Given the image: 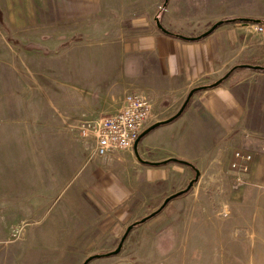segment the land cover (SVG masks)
Segmentation results:
<instances>
[{"label":"crops","instance_id":"obj_1","mask_svg":"<svg viewBox=\"0 0 264 264\" xmlns=\"http://www.w3.org/2000/svg\"><path fill=\"white\" fill-rule=\"evenodd\" d=\"M241 18L260 22H230L199 41L158 25L196 38ZM263 20L264 0H0L8 152L37 159L30 183L0 185V202L19 188L33 196L20 225L0 208V264H85L99 254L87 264H199L197 253L201 264H264V71L241 69L194 94L179 119L133 149L99 157L82 135L128 95L152 101L149 130L240 62L264 65ZM236 151L255 155L241 181ZM195 179L114 254L131 225Z\"/></svg>","mask_w":264,"mask_h":264},{"label":"built area","instance_id":"obj_2","mask_svg":"<svg viewBox=\"0 0 264 264\" xmlns=\"http://www.w3.org/2000/svg\"><path fill=\"white\" fill-rule=\"evenodd\" d=\"M256 30L263 32L264 28L257 25ZM152 110L153 104L149 98L140 94L128 95L120 112L105 116L94 125H87L82 135L94 138L95 153L99 157L115 151L133 149L148 128ZM233 159L231 168L238 173V180H241L251 170L254 157L239 151L234 154Z\"/></svg>","mask_w":264,"mask_h":264},{"label":"rangeland","instance_id":"obj_3","mask_svg":"<svg viewBox=\"0 0 264 264\" xmlns=\"http://www.w3.org/2000/svg\"><path fill=\"white\" fill-rule=\"evenodd\" d=\"M251 23H254V22H251ZM3 81H4L3 85L5 87H9V79L6 78ZM12 100H13V96L9 95V93L3 94L0 97V150L4 151L0 155V185H6V187L9 185H26L30 183V174H29L28 169H32L35 166H37L36 164L37 159H30V157L28 156H25V155L22 156L21 153L20 155L19 154L15 155L14 153L10 154L8 152V149L11 148L13 145V143L9 142L8 140L12 139V135L14 133V130H13L14 128L12 125V112L11 110L9 111V107L12 106ZM95 143L96 141L94 139L88 138L85 142L86 148L88 150L89 149L91 150L93 146L95 147ZM263 145H264V141L262 143V152L264 153ZM236 152H239V151H236ZM243 153L250 154L246 152H243ZM253 157L255 160V155H253ZM233 158H234V155H233ZM233 158H232L231 164L234 160ZM31 161H33V163H31ZM252 165L253 163L251 164V167ZM15 191L17 192L15 196L16 199L13 196V197L7 198L6 201L3 200V202H0V208H4L6 210V217L9 220H10V214H11L12 219L17 221L15 222V224L20 225L21 220L24 217H29V215L27 216L25 214V213H28V211L26 210V208L22 206V203L26 202L27 199L32 198L33 196H32V193H30V191L28 190L27 191L20 190L19 188V190H15ZM55 197H58V195H56ZM16 200H17V203H16ZM8 202L9 203L15 202L14 207L9 205ZM11 222H14V221H11ZM203 256L204 255H201L200 253H197L195 255V259L199 264H201Z\"/></svg>","mask_w":264,"mask_h":264},{"label":"trees","instance_id":"obj_4","mask_svg":"<svg viewBox=\"0 0 264 264\" xmlns=\"http://www.w3.org/2000/svg\"><path fill=\"white\" fill-rule=\"evenodd\" d=\"M230 22H244V23H251V22H260V21H255V20H252V19H233V20H225V21H222L220 23H216L214 24L205 34L199 36V37H196V38H185L181 35H177V34H174V33H171L167 30H165L163 27H161V30H163V32H165L166 34L170 35V36H173V37H177V38H182V39H185V40H190V41H199V40H202L204 38H206L207 36H209L212 32H214L218 27L224 25V24H227V23H230ZM258 67V68H256ZM260 67V68H259ZM246 68H250V69H256V70H259V71H264V65H261V66H256L254 65L253 63H248V62H240L239 64L235 65L234 67H232L229 72L223 76L217 83H215L214 85L212 86H209V87H201V88H198V89H195L193 90L187 100L185 101V103L183 104L182 108L179 110V112L177 114H175L173 117H171L170 119L166 120L165 122H162V123H159L155 126H153L152 128H150L147 132H145L140 140H142L149 132L153 131L154 129L158 128V127H161V126H164V125H168V124H171L173 123L174 121H176L177 119H179L185 112L186 110L188 109L189 107V104L194 96V94L198 93V92H201V91H204V90H207L209 88H215V87H218L221 83H223L225 80H227L233 73H235L236 71L238 70H241V69H246ZM139 140V141H140ZM172 161H177V162H180V163H183V164H186L188 166H191L192 168H194L193 164L189 163V162H186V161H181V160H172ZM196 182V179L189 185V187L177 194V195H174L170 198H168L166 200V202L161 206V208L155 212L154 214L140 220L139 222L131 225L129 227V230H128V233L126 234V237L128 236V234L131 232V230H133L136 226H139V225H142L144 224L145 222H147L148 220H150L151 218H153L154 216H156L159 212H161V210H163L165 208V206L173 199L177 198V197H183L185 196L186 194H188L193 186V184ZM109 255V254H108ZM100 256H106L104 254H99V255H94L93 257H91L90 259H88L85 264H87L90 260H92L93 258H96V257H100Z\"/></svg>","mask_w":264,"mask_h":264},{"label":"water","instance_id":"obj_5","mask_svg":"<svg viewBox=\"0 0 264 264\" xmlns=\"http://www.w3.org/2000/svg\"><path fill=\"white\" fill-rule=\"evenodd\" d=\"M159 25V27L161 28V25H160V23L158 24ZM256 68H258V67H256ZM260 68V67H259ZM159 124V123H158ZM157 125V124H156ZM153 126H155V125H153ZM152 126V127H153ZM151 127V128H152ZM148 131V130H147ZM147 131H145V132H147ZM139 142V141H138ZM138 142L136 143V145L138 144ZM191 186V185H190ZM128 230H129V228H128ZM128 230H127V232H126V234L128 233ZM126 234H125V236H124V238H123V241H122V243L119 245V247H118V249L114 252V254H118L120 251H121V248H122V246H123V242H124V240L126 239Z\"/></svg>","mask_w":264,"mask_h":264}]
</instances>
